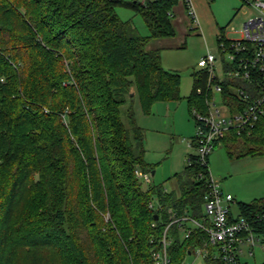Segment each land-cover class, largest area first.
I'll use <instances>...</instances> for the list:
<instances>
[{
  "label": "trees",
  "instance_id": "1",
  "mask_svg": "<svg viewBox=\"0 0 264 264\" xmlns=\"http://www.w3.org/2000/svg\"><path fill=\"white\" fill-rule=\"evenodd\" d=\"M180 2L0 0V264H156L168 209L202 217L208 187L196 180L197 152L172 190L137 173L155 165L145 158L135 98L145 114L182 98L181 74L148 48L176 36ZM118 6L141 14L150 34H137ZM193 77L190 111H205L197 88L208 75ZM221 141L238 158L264 155V114L251 134ZM240 217L264 234V196L238 202L231 219ZM168 236L169 264H184L206 239L197 227L184 237L178 224ZM204 264L225 263L210 254Z\"/></svg>",
  "mask_w": 264,
  "mask_h": 264
},
{
  "label": "built area",
  "instance_id": "2",
  "mask_svg": "<svg viewBox=\"0 0 264 264\" xmlns=\"http://www.w3.org/2000/svg\"><path fill=\"white\" fill-rule=\"evenodd\" d=\"M242 1L243 5L254 7L258 15L244 22L238 37L221 33L218 37L220 56L209 51L198 63L199 70L208 75L204 87L197 88L198 93H206V110L193 109L196 123L194 140L202 167L196 180L204 181L208 187L203 215L198 218L188 211L178 213L173 207L168 209L171 220L162 238V248L154 251L156 264L170 263L168 230L173 224L179 225L184 237H189L196 227L205 232V243L190 254L197 259L212 254L225 264H248L242 257L246 252L245 246L248 247L247 253L254 255V246L260 240L248 219H231L234 195L214 178L209 161L210 153L222 136L232 131L251 134L264 114V0ZM181 2L185 5L190 25L194 27L192 29L200 28L194 0ZM231 31L238 32L235 27H231ZM227 87L231 93H227L226 101L224 93ZM190 145L193 146V143L190 142ZM137 173L147 182L151 181L149 173L139 170Z\"/></svg>",
  "mask_w": 264,
  "mask_h": 264
},
{
  "label": "rangeland",
  "instance_id": "3",
  "mask_svg": "<svg viewBox=\"0 0 264 264\" xmlns=\"http://www.w3.org/2000/svg\"><path fill=\"white\" fill-rule=\"evenodd\" d=\"M194 1L200 28L192 29L194 27L190 25L189 18L181 23L174 18L176 36L168 41H151L161 52L163 67L181 74L182 98L155 103L151 114L143 112L138 97L134 102L138 124L144 128L147 135L145 158L147 162L155 165V174H150L151 183L162 184L168 190L177 187L175 174L183 172L189 155L196 153V148L190 145L192 137L196 134V123L193 110L190 111L188 96L193 89V73L200 69L199 60L209 51L220 56L219 33L225 32L229 37H238L244 22L258 15L254 7L243 5L242 0ZM237 8L239 9L236 13ZM117 12L123 20L132 22L137 34H150L141 14L125 6H118ZM222 26L226 27L223 32L220 31ZM231 27H235L238 32H232ZM124 120L128 123L125 117ZM231 152L233 155L221 141L215 144L209 161L214 178L236 197L237 200L233 204L236 215L238 202H252L264 195V157L249 155L238 158V150L231 149ZM259 236L260 240L254 246V255H249L248 247L245 246L246 252L242 257L248 264L264 263V234ZM191 262L204 264V259L189 255L184 264Z\"/></svg>",
  "mask_w": 264,
  "mask_h": 264
},
{
  "label": "crops",
  "instance_id": "4",
  "mask_svg": "<svg viewBox=\"0 0 264 264\" xmlns=\"http://www.w3.org/2000/svg\"><path fill=\"white\" fill-rule=\"evenodd\" d=\"M194 3H195V1H194ZM196 6V5H195ZM238 9L239 8H237V10H236V13H237V11H238ZM173 15H174V17H173V19L174 18H176V20H177V22H179V23H181V22H186L187 20H188V16H187V14H186V8H185V5L182 3V2H180L179 4H177L175 7H174V9H173ZM223 22V21H222ZM222 28H226L225 26L223 27H220V31L222 30ZM219 34H221V33H219ZM169 38H171V37H168V38H160V39H155V40H157V41H161V42H163V41H168V39ZM148 48L149 49H156V47H154L153 46V44H152V42L150 41V43H149V45H148ZM194 137H195V135L192 137V140H191V142L193 141V139H194ZM249 156V155H248ZM250 156H262V157H264V155H250ZM223 187V186H222ZM224 188V187H223ZM225 189V188H224ZM227 191V190H226ZM227 192H230V191H227ZM230 193H232V192H230ZM233 194V193H232ZM234 195V194H233ZM264 196V195H263ZM262 197V196H261ZM234 198H235V201L237 200L236 199V197L234 196ZM234 204V203H233ZM232 209H233V205H232Z\"/></svg>",
  "mask_w": 264,
  "mask_h": 264
},
{
  "label": "water",
  "instance_id": "5",
  "mask_svg": "<svg viewBox=\"0 0 264 264\" xmlns=\"http://www.w3.org/2000/svg\"><path fill=\"white\" fill-rule=\"evenodd\" d=\"M152 174H155V170L153 171ZM155 218L157 219L158 218V215H156ZM190 254H191V252H190Z\"/></svg>",
  "mask_w": 264,
  "mask_h": 264
}]
</instances>
